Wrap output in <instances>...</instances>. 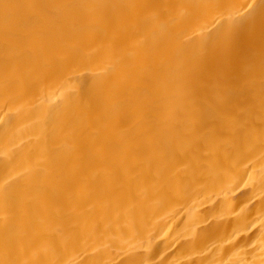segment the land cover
Segmentation results:
<instances>
[{
    "label": "bare ground",
    "instance_id": "6f19581e",
    "mask_svg": "<svg viewBox=\"0 0 264 264\" xmlns=\"http://www.w3.org/2000/svg\"><path fill=\"white\" fill-rule=\"evenodd\" d=\"M0 264H264V0H0Z\"/></svg>",
    "mask_w": 264,
    "mask_h": 264
}]
</instances>
